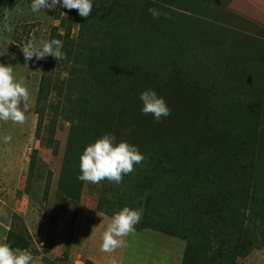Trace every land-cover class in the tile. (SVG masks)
<instances>
[{
  "label": "trees",
  "instance_id": "1",
  "mask_svg": "<svg viewBox=\"0 0 264 264\" xmlns=\"http://www.w3.org/2000/svg\"><path fill=\"white\" fill-rule=\"evenodd\" d=\"M170 1L161 0L178 4ZM92 3L93 10L87 18L79 19L77 10H70L67 20H61L62 23L65 20L68 22L62 49L67 59L56 61L49 56L44 66L47 69L51 64L59 62L57 65H61L70 60L71 54H75L78 58L73 63L81 66V70L71 68L69 73L73 75L84 71L82 77L74 74L53 86L42 80L37 92L39 104L51 89L61 94L66 88L62 118L70 123V131L64 150L59 190L63 195L79 200L82 186L77 179L80 156L86 146L106 134L113 135L115 143L126 142L136 146L146 161L145 167L136 164L134 171L123 177L122 183L128 185L117 201L120 206L131 209L140 207V201L138 204L134 201L143 198L139 227L186 241L181 264H236V259L246 257L252 248L246 242L247 235L255 230V226L251 223L250 229L244 231L245 213L248 211L255 220L264 213V165L261 164L264 132H257L263 122L259 120L257 105L249 106L254 99L239 100V96L233 92L229 97L220 95L213 86L214 81L218 82L215 76L211 77L213 69L226 66L233 77L236 75V79L241 74V71L238 74L233 71L237 66L229 61L226 54H218V47L227 42V37H218V41L211 37H200L199 34L182 38L169 34L168 26L166 29L158 28L161 35L147 37L144 36L145 32L140 33L144 30L142 26L134 29L130 22L124 24V30L116 31L118 25L114 21L115 16L120 9L129 10L132 0H92ZM147 4L161 6L154 1ZM56 18H59V13ZM142 19L140 16L138 23ZM85 22L94 25L102 23V37L105 38L102 45L94 47L91 43L87 46L88 51L92 50L88 53L74 52L75 47L67 36L74 23L82 26ZM53 32L55 36V29ZM148 34L155 35L153 31ZM168 34L172 37H165ZM58 38L61 37L58 35ZM106 38L108 43H105ZM195 39L199 40L195 51H200L202 61L196 64V71L188 67V75H183L185 79L178 77L182 75L179 70L182 61L194 57L186 53L193 51ZM240 58L242 60L244 55ZM169 59L178 65L175 68L178 78L146 71L132 80L133 76H137L134 72L143 67L140 66L141 61L149 67L154 61ZM130 60L140 63L131 67ZM201 74L204 78L197 81ZM208 79H212V82ZM129 83L133 85L132 88H127ZM121 87L123 92L120 96L116 89ZM252 87L248 80L244 86L245 93L256 96ZM223 88L227 92L230 87ZM145 90L155 91L171 110L170 115L159 123L154 121L151 114H141L139 96ZM109 92L114 93V99ZM211 93L218 96L213 100ZM72 96L75 98L71 99ZM255 103L259 104L257 100ZM126 106L127 119H123ZM187 112L190 117L193 115L192 120L195 119L196 124L181 135L179 133L186 123L183 118ZM36 114L42 120L39 111ZM240 114L243 116L240 117ZM257 141L261 144H256ZM57 146V143L53 146L55 153ZM257 146L259 148L255 150ZM47 190L48 184L45 193ZM129 192L133 194L132 197ZM122 196L126 198L121 199ZM109 211L103 213L110 215ZM258 211L262 214L259 215ZM5 243L13 249L27 248L26 239L15 231L6 234Z\"/></svg>",
  "mask_w": 264,
  "mask_h": 264
},
{
  "label": "rangeland",
  "instance_id": "2",
  "mask_svg": "<svg viewBox=\"0 0 264 264\" xmlns=\"http://www.w3.org/2000/svg\"><path fill=\"white\" fill-rule=\"evenodd\" d=\"M149 1L161 6L152 7L147 4ZM174 1L178 4L164 3L161 0H132L129 10L120 9L115 16L114 21L118 25L116 31L124 30V24L130 22L134 29L142 26L144 30L140 33L145 32L144 36L147 37L161 35L158 28L166 29L167 26L169 34L182 38L198 34L200 37H211L213 40L227 37V42L218 47V54H226L229 61L237 66L232 67L233 71L237 74L241 71V74L236 79V75L233 77L226 66L213 69L211 77L215 76L218 81H214L213 86H216L220 95L229 97L233 92L239 96V100L254 99L249 106L257 105L259 120L263 121L257 132L258 134L261 130L264 132V0ZM30 4L31 0H0V51L7 47L8 53L0 57V64L13 66L14 78L17 81L23 78L30 93L29 109L24 124L0 121V244H5L9 231L19 233L27 241V248L24 250L32 254L33 260L30 264H181L186 241L151 229H141L140 222L135 226L134 234L122 238L124 244L121 247L108 253L100 250L110 216L124 208L118 204L120 200L118 198L124 194L122 190L127 188L128 183L116 185L107 180L99 184L82 182L78 201L63 195L59 190L64 150L70 131V123L62 118V108L65 104L63 94L66 88L60 92L61 94L51 89L39 104L37 92L42 80L53 86L74 76L75 73L72 75L69 69L77 71L81 70V66L73 63V60L78 58L75 54L74 56L71 54L70 60L65 63L51 64L47 69L44 67L46 58L39 61L33 58L25 62L20 49L28 41H34L37 46H40L41 42L49 41L50 38L62 40L64 43L63 37L68 27L66 20L70 11L58 5L53 10L43 9L33 13ZM148 7L167 13L168 18L162 15L154 19L149 12L147 13ZM140 16L144 19L138 23ZM78 17L82 18L79 15ZM62 19H66L65 22L62 23ZM5 24L12 26L13 31L10 33L4 31ZM101 25L102 23L94 25L85 22L80 26L74 23L67 36L75 47L74 52L92 51L86 49L91 43L94 47L102 45V39L105 37H102L104 30L101 29ZM89 30L92 36L89 35ZM150 31L155 35L148 34ZM122 33L119 35L122 36ZM58 35L61 38H58ZM168 35L165 37H172ZM212 39L210 41H213ZM129 40L132 41L131 38ZM197 41L199 40L195 39V43H192L193 51L186 53L193 54V59L182 61L179 68L182 75L178 77L185 79L188 67L196 71V64L202 61L200 51H195ZM108 42L106 38L105 43ZM188 43L191 41L188 40ZM203 45L206 46L205 43ZM10 55H15V59H9ZM241 55H244L242 60ZM162 61H154L148 67L143 61L140 63L130 60L131 67L138 66L137 63H140L141 67L143 65L140 71L134 72L137 76H133L132 80L147 72L177 77L175 68L178 65L173 64L170 59ZM210 68L212 70V63ZM83 72H77L75 75L82 77ZM201 78H204L203 74L196 80L200 81ZM248 80L256 96L245 93L244 86ZM207 81L212 82V79ZM128 86L127 88L133 87L130 83ZM224 86L230 87L227 92ZM116 92L121 96L123 88L116 89ZM211 94L213 100L218 96ZM109 96L114 99V93L109 92ZM112 99L109 102L112 103ZM255 100L259 104L255 103ZM127 110L126 106L123 119H127ZM37 111L42 120L36 114ZM242 116L240 114V117ZM192 118L193 115L190 117V113L187 112L183 118L186 123L183 124V129L181 126L179 134L186 133L196 124ZM6 136L11 137V140L5 142ZM55 143L58 145L56 153L53 150ZM256 144L261 143L257 141ZM258 148L257 146L255 150ZM262 153L261 164L264 165V151ZM145 163L144 160L138 165L143 168ZM47 184L48 190L45 193ZM129 195L133 196L131 192ZM123 198L126 197L122 196L121 199ZM138 201L141 203L140 207L131 209L142 210L143 198H137L134 202L138 204ZM109 205H112V208H109ZM106 210H110L111 214L103 213ZM96 213H103L104 216L99 217ZM258 213L262 214L259 211ZM245 215L244 231L250 229L251 223H254L253 227L255 226V230H251L247 235L246 242V245H252V248L246 257L237 258L236 264H264V219L261 218H264V213L261 217H256V220L248 211Z\"/></svg>",
  "mask_w": 264,
  "mask_h": 264
},
{
  "label": "clouds",
  "instance_id": "3",
  "mask_svg": "<svg viewBox=\"0 0 264 264\" xmlns=\"http://www.w3.org/2000/svg\"><path fill=\"white\" fill-rule=\"evenodd\" d=\"M58 5L68 10H77L82 18H87L93 10L92 0H31L30 9L36 13L43 9L53 10ZM148 12L154 19L162 15L168 18L167 13H161L156 8H149ZM3 30L10 33L13 28L5 24ZM62 49V40L51 39L41 42L40 46H37L34 41H28L20 50L25 62H28L33 58L39 61L49 56L56 61L65 60L67 55ZM7 54V47L0 51V57ZM9 59L14 60L15 55H10ZM29 99L30 93L24 79L17 81L14 78L13 66L0 64V121L24 124L26 112L29 109ZM139 99L142 103L141 114H151L157 123L171 113L165 100L158 97L153 90L143 91ZM4 140L8 142L11 137L6 136ZM144 159L136 146L126 142L115 143V137L106 134L84 149L79 158L80 174L77 179L91 184H99L107 180L119 185L124 176L134 171V165L142 163ZM96 215L104 216L103 213H96ZM142 215V210H133L128 207L113 214L103 233L100 250L108 253L121 247L124 244L122 238L135 233V226L142 220ZM32 260V254L27 250L13 249L6 243L0 244V264H30Z\"/></svg>",
  "mask_w": 264,
  "mask_h": 264
}]
</instances>
